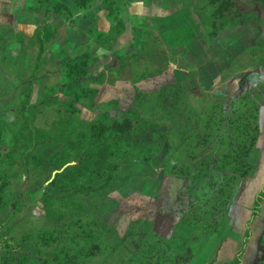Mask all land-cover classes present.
Listing matches in <instances>:
<instances>
[{"label":"trees","instance_id":"16d2710c","mask_svg":"<svg viewBox=\"0 0 264 264\" xmlns=\"http://www.w3.org/2000/svg\"><path fill=\"white\" fill-rule=\"evenodd\" d=\"M72 2L84 11L95 4ZM101 4L112 25L104 31L93 20L84 51L69 48L63 54L65 39L54 48L60 31L53 16L76 24L62 0H37L27 7L43 13L33 34L11 33L0 44L14 51L13 58L0 55V264H90L117 252L133 233L138 242L150 233L168 243L180 226L196 238L217 232L231 221L232 207L256 168L251 156L264 144V80L261 90L257 80L246 79H264V35L224 73L240 92L205 88L187 60L179 63L189 69L186 79L148 91L140 83L169 70L141 54L148 20L129 25L122 16L127 0ZM194 8L215 37L226 18L244 20L237 0H194ZM126 31L132 34L128 52L120 46ZM94 46L108 53L95 54ZM52 65L56 69L46 70ZM245 80L249 84L242 87ZM104 86L116 95L100 100ZM160 172L181 185L198 174L206 182L183 191L172 208L134 196V180ZM263 203L264 185L243 245L218 264H243ZM255 264H264V242Z\"/></svg>","mask_w":264,"mask_h":264},{"label":"rangeland","instance_id":"374dc122","mask_svg":"<svg viewBox=\"0 0 264 264\" xmlns=\"http://www.w3.org/2000/svg\"><path fill=\"white\" fill-rule=\"evenodd\" d=\"M62 1L67 4L70 3V0ZM22 2L29 7L36 4L37 0H23ZM237 3L244 11V20L226 18L221 27L218 28V35L215 37L209 34L213 29L206 23L202 25L195 14L194 0H143L138 11L140 12V9L144 10L147 7L150 14L146 13V15L141 14L142 11L139 15H135L136 4L127 2L122 15L128 24L136 23L137 20H142V23L145 20L149 22L147 23L148 33L142 35L144 48L141 54L153 63L166 65L169 69L166 74L154 82H141L140 87L144 90L153 91L162 83L186 79L189 75V69L179 67V63L187 60L198 70L199 82L205 88H212L215 93L219 94L240 92L241 88L237 81L225 80L224 73L229 70L240 55L250 52L259 35H264V1L237 0ZM150 5H152L151 9ZM103 9L101 3H97L94 5V12L91 14L95 16L100 29L107 31L112 24L106 18ZM79 10L83 13L87 12V10ZM136 14L138 13L136 12ZM73 16L76 24L71 25L66 21L71 27L67 28L66 31L62 30V32L66 38L75 36L73 46L77 49L71 50V44L68 42L64 45L61 43L59 45H63L65 49L63 54L68 53L69 48L74 53L84 51L81 44L85 37V27L83 24L78 26L79 21L83 22V15L74 12ZM156 16L159 18L158 20H155ZM59 18L65 22L61 15ZM168 20L171 27L168 26L167 29L163 27V23L166 22L167 24ZM156 21L159 22L161 28ZM190 22H196L197 25L194 26ZM73 27H76V30ZM128 36L131 37L132 34L127 32L120 38V46L125 52L132 49V40L128 39ZM92 52L94 53V51ZM4 53L11 58L14 56L12 49H3L0 45V55ZM30 58L34 60V50ZM95 68L101 70L102 66L96 64ZM54 69H56L54 65L46 68V70ZM246 80H252V83L257 80L259 89H263L261 80L264 79H261L259 75L249 76ZM246 80L242 83V87L249 84ZM124 87V85L119 86L122 90ZM116 91L106 86L101 87L98 98L107 100L115 96ZM118 92L120 94L119 90ZM88 114L89 112L84 110V116H89ZM251 159L256 168L232 207L231 221L224 223L219 231L204 233L200 238H196L190 228L180 226L168 243L160 241L150 233L144 242H142L144 238L138 242V233H133L129 236V242L122 245L117 252L99 255L90 264H170L175 259H186L193 264L227 262L243 245L247 221L252 218L257 195L264 185V144L254 150ZM144 162L147 168L151 167L148 162ZM180 182L175 176L160 172L156 178L147 177L134 180L131 183V189L134 196L152 199L158 205L172 208L176 203L179 204L183 191L190 192L193 190V186L201 187L206 181L203 176L198 174L182 185ZM139 225L135 224L132 228L138 229ZM250 232L251 237L246 244L243 264H255L257 253L261 250V245L264 242V203L261 211L253 220Z\"/></svg>","mask_w":264,"mask_h":264},{"label":"crops","instance_id":"0c3cea01","mask_svg":"<svg viewBox=\"0 0 264 264\" xmlns=\"http://www.w3.org/2000/svg\"><path fill=\"white\" fill-rule=\"evenodd\" d=\"M22 1L23 0H0V44L3 42L2 39L7 37L11 33H20L21 32V33H25L29 36L32 35L36 26L39 24V22L43 18V13L28 12L26 10V7L28 5H25ZM142 1L143 0H136V1L127 0V2H131V3L136 4V8L134 10L135 15H139V13L141 11H142L141 14H143V15H146V13L150 14L147 7L144 8V10L140 9V12L138 11L139 6L142 3ZM155 1H157V0H155ZM101 2H102V0H99V1L95 0L94 5H96L97 3H101ZM151 3L152 2L150 1V4ZM68 5L71 7L73 13L78 12V13H81L83 15V18H82L83 22L81 23L79 21L78 26L83 24V26L85 27V37L83 38L84 40L82 39L83 43L81 44V46L87 45L90 42V37L87 33L88 27L90 26L91 22L96 19L95 16H92V14H91L94 12V6L91 9L87 10L86 13H83L82 11L79 10L78 7H76V5L72 2V0H70V3ZM151 8H152V5H150V9ZM102 9H103V6H102ZM136 12L138 14H136ZM157 16H156L155 20L159 19ZM194 16H195V14H194ZM185 19H187V18H185ZM139 21H141V20H139ZM139 21L137 20V22H139ZM52 22L55 26L58 27V29L60 31L59 39L54 44L55 50L59 49V47H60L59 44L63 39H65L69 44H71V46H70L71 50L77 49V47L73 46L75 36L66 38L64 33L62 32V30L66 31V29L70 28L71 26L66 21L62 22V20L59 18L58 14L53 16ZM156 22L159 25V28H161L159 22L158 21H156ZM190 23L194 24V26L197 25L196 22H190ZM168 26L171 27L169 24V20H168L167 24H166V22L163 23L164 28L168 29ZM73 29L76 30V27H73ZM129 37L130 36H128V39H131V37L130 38ZM205 40H206V38H205ZM10 43H15V40H11ZM81 46H79V47H81ZM3 49H6V48L3 47ZM92 51H94L95 54L108 53L107 50L101 48L100 46L92 47Z\"/></svg>","mask_w":264,"mask_h":264},{"label":"water","instance_id":"95a60500","mask_svg":"<svg viewBox=\"0 0 264 264\" xmlns=\"http://www.w3.org/2000/svg\"><path fill=\"white\" fill-rule=\"evenodd\" d=\"M56 173V172H55Z\"/></svg>","mask_w":264,"mask_h":264}]
</instances>
